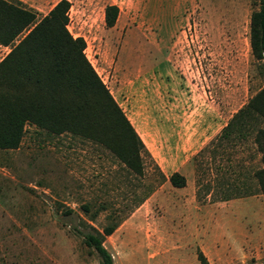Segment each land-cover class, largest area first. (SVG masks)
<instances>
[{"label":"rangeland","instance_id":"374dc122","mask_svg":"<svg viewBox=\"0 0 264 264\" xmlns=\"http://www.w3.org/2000/svg\"><path fill=\"white\" fill-rule=\"evenodd\" d=\"M21 1L42 18L62 0ZM67 1L69 31L85 40L88 60L153 159L144 156L146 176L136 177L103 145L27 126L17 149H0V264H100L72 228L102 231L112 212L123 215L156 189L157 156L182 153L196 191L202 183L198 205L220 198L216 180H244L261 167L252 125L245 138L217 151L216 162L211 150L194 161L206 145L176 148L161 131L177 119L183 129L195 127L199 107L217 108L227 120L264 87L250 47L254 0ZM110 6L118 9L113 27L106 22ZM9 52L0 47V60ZM172 187L167 180L106 237L114 264H200L204 242L195 236L200 226L174 211ZM160 190L164 196L157 195ZM184 200L189 206L188 193ZM235 201L241 224L227 221L222 228L242 235L254 227L252 214L261 205L249 204L247 197ZM84 205L92 208L89 216ZM67 210L74 214L66 215ZM218 264H264V247Z\"/></svg>","mask_w":264,"mask_h":264},{"label":"trees","instance_id":"16d2710c","mask_svg":"<svg viewBox=\"0 0 264 264\" xmlns=\"http://www.w3.org/2000/svg\"><path fill=\"white\" fill-rule=\"evenodd\" d=\"M69 6L67 0H62L40 18L21 0H0V45L10 49L0 62V149H17L26 127L34 126L49 135L70 134L103 145L129 173L145 177L144 156L153 158L88 60L85 40L74 37L69 31ZM253 6L256 9L250 17V47L264 80V0H254ZM117 12L114 6L106 9L109 27L114 26ZM258 123H264V87L195 156L197 162L211 150V160L216 162L219 149L226 143L245 138L253 126V145L261 155V167L244 180H216L220 198L213 202L264 194V127L256 126ZM155 167L158 171L156 189L167 180L175 188L186 187V178L178 172L167 178L158 164L155 163ZM201 184L198 183L196 191V199L200 202ZM204 187L209 194L213 184L208 182ZM156 189L146 192L135 206L124 210L123 215L112 212L111 223L102 231L92 226L87 231L72 228L84 245L97 255L100 264H114L104 246L106 237L111 236L128 213L139 208ZM82 210L88 216L92 214L89 205L82 206ZM72 214L73 210H67L66 215ZM197 258L200 264H210L201 251Z\"/></svg>","mask_w":264,"mask_h":264},{"label":"crops","instance_id":"0c3cea01","mask_svg":"<svg viewBox=\"0 0 264 264\" xmlns=\"http://www.w3.org/2000/svg\"><path fill=\"white\" fill-rule=\"evenodd\" d=\"M0 47L8 49L1 45ZM196 112L199 116L192 119V121L196 122L195 127L190 126L183 129L179 126L178 119L176 120V125L170 122L168 126L163 127L161 131H163L164 141L175 145L176 148L196 145L205 146L221 132L233 116L225 120L224 112L217 108L216 110H209L205 107H199ZM157 157L155 161H157L165 175H172L176 172L184 173L182 175L186 178V187H172L170 199L175 204L174 211L183 212L184 222L195 219L200 226V229L195 232V236L204 242L201 244V252L210 264H218L219 259H231L239 252H256L264 247V194L247 197L251 201L249 204L261 205V209L252 214V218L255 220L252 230L244 231L240 235L233 228L231 230L222 228V225L227 221L232 225L240 226L241 217L237 214L238 210L235 204L237 199L226 202H211L209 200L207 204H196V188L193 184L194 179H192L193 171L187 161L181 162L182 153L174 152L170 153L168 157ZM166 177L169 178L168 176ZM157 193L159 197L165 195L163 190ZM186 193L190 196L189 206H186L184 200ZM222 205H226L225 208H222ZM180 220L178 221L181 222ZM176 223L174 222V224ZM208 240H215L216 243L206 248L204 244Z\"/></svg>","mask_w":264,"mask_h":264}]
</instances>
